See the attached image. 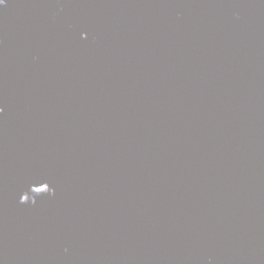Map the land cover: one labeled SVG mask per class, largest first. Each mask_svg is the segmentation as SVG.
Wrapping results in <instances>:
<instances>
[{
	"label": "water",
	"instance_id": "obj_1",
	"mask_svg": "<svg viewBox=\"0 0 264 264\" xmlns=\"http://www.w3.org/2000/svg\"><path fill=\"white\" fill-rule=\"evenodd\" d=\"M0 264H264V0H4Z\"/></svg>",
	"mask_w": 264,
	"mask_h": 264
},
{
	"label": "snow or ice",
	"instance_id": "obj_2",
	"mask_svg": "<svg viewBox=\"0 0 264 264\" xmlns=\"http://www.w3.org/2000/svg\"><path fill=\"white\" fill-rule=\"evenodd\" d=\"M4 3V0H0V4H3Z\"/></svg>",
	"mask_w": 264,
	"mask_h": 264
}]
</instances>
